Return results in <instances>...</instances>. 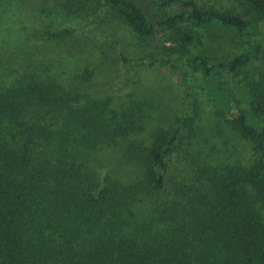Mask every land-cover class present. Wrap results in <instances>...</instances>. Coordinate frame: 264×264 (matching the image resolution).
Returning a JSON list of instances; mask_svg holds the SVG:
<instances>
[{
	"label": "trees",
	"instance_id": "trees-1",
	"mask_svg": "<svg viewBox=\"0 0 264 264\" xmlns=\"http://www.w3.org/2000/svg\"><path fill=\"white\" fill-rule=\"evenodd\" d=\"M234 1L245 13L163 0L166 18L150 24L133 0L103 5L141 36L162 33V49L173 56L121 55L126 71L195 64L216 114L248 142L253 160L160 198L179 131L156 128L148 146H132L145 160L140 176L100 182L69 162L70 146L107 147L140 134L142 116L21 78L0 90V264H264V0ZM194 47L202 51L185 60ZM255 61L254 74L237 79ZM193 115L184 120L188 129L197 108ZM142 209L147 215L137 220Z\"/></svg>",
	"mask_w": 264,
	"mask_h": 264
},
{
	"label": "rangeland",
	"instance_id": "rangeland-1",
	"mask_svg": "<svg viewBox=\"0 0 264 264\" xmlns=\"http://www.w3.org/2000/svg\"><path fill=\"white\" fill-rule=\"evenodd\" d=\"M133 1L149 24L167 16L168 11L160 5L163 0ZM193 1L205 11L243 14L247 8L234 0ZM103 4V0H0V90L29 78L57 83L84 100L109 99L116 109L140 114V134L107 147L70 146L69 162L81 164L100 182L104 175L124 182L140 176L145 160L131 154L132 146H148L150 133L156 128L179 131L160 198L166 195L172 200L174 197L167 194L176 192L177 185L194 190L227 166L249 164L254 155L248 142L216 114L217 107L195 64L184 61L178 71L171 66L148 65L126 71L121 55L173 56L165 55L162 49V33L141 36L119 15L107 14ZM195 32L203 37L199 29ZM201 51V47L192 48L185 60ZM256 66V61L251 63L237 79L252 76ZM213 80L220 83L218 78ZM196 108L199 116L188 129L184 120L193 117ZM142 213L137 220L147 215L143 209Z\"/></svg>",
	"mask_w": 264,
	"mask_h": 264
}]
</instances>
